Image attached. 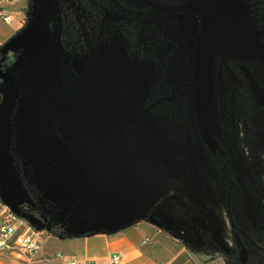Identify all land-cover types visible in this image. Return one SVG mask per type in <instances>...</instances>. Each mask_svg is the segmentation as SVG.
<instances>
[{"label":"rangeland","instance_id":"rangeland-1","mask_svg":"<svg viewBox=\"0 0 264 264\" xmlns=\"http://www.w3.org/2000/svg\"><path fill=\"white\" fill-rule=\"evenodd\" d=\"M173 1L29 0L0 51V184L62 233L189 224L264 264V0Z\"/></svg>","mask_w":264,"mask_h":264},{"label":"crops","instance_id":"crops-1","mask_svg":"<svg viewBox=\"0 0 264 264\" xmlns=\"http://www.w3.org/2000/svg\"><path fill=\"white\" fill-rule=\"evenodd\" d=\"M28 2L0 0V11L12 16L9 22L0 16V40L6 42L11 38L13 41L12 36L23 25ZM6 193L7 189L0 184V201L14 209L22 223L19 231L25 230L30 223L32 228L44 232V243L32 258L18 249L0 247V264H64L71 259L110 264L111 257L116 254L121 256L122 264H226L223 261L225 257L211 252L208 240L205 244V233L201 234L189 224L180 223L167 229L156 221L144 220L124 227L97 226L85 231L62 233L22 213L21 205L9 200ZM57 251H62L64 257L51 262L44 259L46 254Z\"/></svg>","mask_w":264,"mask_h":264},{"label":"built area","instance_id":"built-area-1","mask_svg":"<svg viewBox=\"0 0 264 264\" xmlns=\"http://www.w3.org/2000/svg\"><path fill=\"white\" fill-rule=\"evenodd\" d=\"M0 16L5 22H9L12 16L0 11ZM5 42L0 40V50ZM20 220L17 218L12 206L6 202L0 201V247L8 249H18L32 258L41 250L44 243V232L39 229H33L27 225L23 231H19ZM22 224V223H21ZM64 253L57 251L46 254L44 259L51 262L55 258H63ZM64 264H96L94 261L67 260ZM110 264H122L121 256L116 254L111 257ZM164 264V263H162Z\"/></svg>","mask_w":264,"mask_h":264},{"label":"water","instance_id":"water-1","mask_svg":"<svg viewBox=\"0 0 264 264\" xmlns=\"http://www.w3.org/2000/svg\"><path fill=\"white\" fill-rule=\"evenodd\" d=\"M160 8L173 12V11H179V12H185L191 9V5L189 4H179L173 0H156L155 2ZM221 23L224 24L226 21H228V18L226 16H223L222 19H220Z\"/></svg>","mask_w":264,"mask_h":264},{"label":"trees","instance_id":"trees-1","mask_svg":"<svg viewBox=\"0 0 264 264\" xmlns=\"http://www.w3.org/2000/svg\"><path fill=\"white\" fill-rule=\"evenodd\" d=\"M21 31H23V30H18V31L14 34V36L12 37L13 41H11V43L14 42L15 40H18V39H19V41H22V39L24 38V36H26L27 33H25V35L23 36V34H20ZM5 47H7V46H5ZM0 51H1V50H0ZM205 79H206V76H205ZM201 84H202V83L198 82V87H199V88L201 87ZM202 87H203V85H202ZM92 161H93V160H88L87 162H85V163L88 164V167L91 168V169H92V167H91L90 164L92 163ZM99 161H100V160H99ZM94 162H97V161H94ZM98 163H99V162H98ZM86 167H87V165H85V168H86ZM85 168H84V169H85ZM84 169H83V170H84ZM86 176H87V175H86ZM21 189H22V188H21ZM22 190H23L24 192L28 193V189H27L26 187L23 188Z\"/></svg>","mask_w":264,"mask_h":264},{"label":"flooded vegetation","instance_id":"flooded-vegetation-1","mask_svg":"<svg viewBox=\"0 0 264 264\" xmlns=\"http://www.w3.org/2000/svg\"><path fill=\"white\" fill-rule=\"evenodd\" d=\"M238 7H241V6H238ZM249 8L252 10V15H255L256 16V13H257V10H256V6H252L251 4H250V6H249ZM227 17V16H226ZM251 23H253V26L254 25H256V24H254L255 22H251ZM251 25V24H250ZM258 25V24H257Z\"/></svg>","mask_w":264,"mask_h":264}]
</instances>
